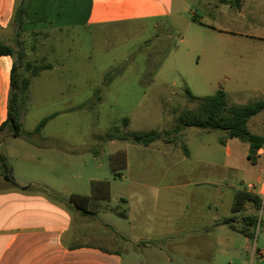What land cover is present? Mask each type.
<instances>
[{
    "label": "rangeland",
    "instance_id": "obj_1",
    "mask_svg": "<svg viewBox=\"0 0 264 264\" xmlns=\"http://www.w3.org/2000/svg\"><path fill=\"white\" fill-rule=\"evenodd\" d=\"M219 1L185 0L183 16L171 18L158 28L141 23L91 34L63 29L40 37H29L24 30L20 40L15 36V26L0 33V40L15 51L19 74L25 73L27 63L53 65L32 79L20 116L23 137L55 145L48 152L23 153L25 149L9 145L13 142L7 141L10 133L6 130L0 134L6 138L1 150L6 153L14 149L17 155H31L36 162L55 161L57 170L69 174L64 179L66 198L73 194L91 196L90 176L108 178L113 197L126 191V184L114 176L121 159L136 165L133 170L143 166L140 170L146 173L165 169L166 176L154 178L158 185L176 183L179 168L184 180H227L256 194V182L264 179V147L253 164L248 160L250 144L228 138L222 130L186 127L177 136L164 134L150 145L131 138L136 133L165 132L178 125L181 114L198 106L197 101L189 100L187 89L200 98L222 90L230 106L264 102V45L239 37L228 41L215 34L207 12ZM215 16L221 17L212 10V18ZM30 22L28 19L26 26ZM54 114L57 116L40 134H32L43 119ZM248 128L264 137V110L249 120ZM63 155L70 158L65 168L60 160ZM141 155L147 160H137ZM120 171L127 174L126 167ZM5 186L14 190L0 179V188ZM191 191L187 188L178 193L181 202L177 205L176 192L163 190L158 216L168 218L170 224L180 214L200 213L208 218L213 210L207 203L222 196L209 193L201 197ZM230 196L227 190L223 198L226 206L218 213L221 218ZM112 205L117 212H128V206L120 201ZM245 206L244 214H253L257 220L254 246L264 248V193L259 207L251 202ZM179 208L180 213L176 210ZM117 219L109 217L110 222ZM249 264H264V259L251 255Z\"/></svg>",
    "mask_w": 264,
    "mask_h": 264
},
{
    "label": "crops",
    "instance_id": "obj_2",
    "mask_svg": "<svg viewBox=\"0 0 264 264\" xmlns=\"http://www.w3.org/2000/svg\"><path fill=\"white\" fill-rule=\"evenodd\" d=\"M16 2L0 0L2 34L13 26ZM184 6L185 0H30L27 17L31 22L25 27V34L40 37L63 29L91 34L141 23L158 28L171 18L183 16ZM212 10H217L221 17L212 18ZM212 10L207 15L215 34L228 41L239 37L264 45V0H220ZM14 62L11 56H0V126L8 118ZM7 141H12L9 145L20 151L25 149L23 153L48 152L55 146L23 136L8 137ZM6 154L16 181L34 190L0 192V264H249L251 255L264 259V248H255L254 240L239 231L254 233L257 225L254 218L247 219L250 215L244 214L246 206L240 212H233L235 195L244 190L242 185L232 186L227 180L218 182L210 177L184 180V172L179 168L176 183L158 185L154 178L166 176L165 169L146 173L140 170L143 166L133 170L136 165L121 159L119 168L126 167L127 174L117 170L114 176L126 184L127 190L113 197L108 178L90 176L93 190L86 204L88 213H82L68 202L72 195L65 197L64 179L69 174L57 170L55 161L36 162L33 156L17 155L14 149ZM67 158L60 157L64 168L69 166L70 158ZM142 158L148 157L141 155L137 160ZM256 187L255 193L261 197L263 178L256 182ZM43 188L51 194L42 191ZM187 188L196 196L211 193L222 198L207 203V208L213 210L208 218L200 213L180 214L172 224L168 218H160L162 191H175L178 205L181 197L177 194ZM227 190L231 196L221 218L218 213L226 206L223 198ZM119 201L128 206V212L116 211L112 202ZM176 210L181 212L180 208ZM164 212L167 213L165 209ZM110 216L118 219L110 222ZM229 218L234 219V228L225 222Z\"/></svg>",
    "mask_w": 264,
    "mask_h": 264
},
{
    "label": "trees",
    "instance_id": "obj_3",
    "mask_svg": "<svg viewBox=\"0 0 264 264\" xmlns=\"http://www.w3.org/2000/svg\"><path fill=\"white\" fill-rule=\"evenodd\" d=\"M30 0H17L15 7V14L13 18V26H15V36L19 40L25 30V26L28 21L27 6ZM21 43V41H19ZM0 56H11L15 59L12 75H11V91L9 96L8 105V118L0 126V134L4 131H9V137H21L23 122L20 116V110L22 105L25 104V100L28 97L31 82L34 77H37L41 72L51 69L50 64L35 65L27 63L25 65V73L19 74V65L16 60L15 51L11 45L0 41ZM22 54L19 52V59L21 60ZM151 66V64H149ZM156 66V65H155ZM157 67V66H156ZM188 98L191 101H197L198 106L196 109L189 110L179 116L178 125L171 130L165 132L150 131L146 133H136L131 136L132 140L144 145H150L154 141L162 138L165 135L177 136L184 128L195 127L203 130H222L228 133V138L238 139L250 144V154L248 160L255 163V156L264 147V137L252 134L249 131V120L256 116L258 113L264 110V102L256 104L254 106H230L227 101V95L224 91L220 90L212 96L205 98L196 97L187 89ZM54 114L48 118L43 119L36 127L32 134H40L47 122L56 117ZM127 122L126 120L124 121ZM31 135V133L29 134ZM6 138L0 137V179L6 182L14 189L26 191L34 190L31 187L21 186L15 179L13 174V166L11 165L6 153L1 150V144ZM224 144V141L221 140ZM185 155L189 156V151L184 147ZM0 188V192L7 191L5 188ZM47 194H51L47 188L41 189ZM51 196V195H50ZM53 198L57 199V196ZM90 197L83 195H72L69 198V203L74 205L82 213H88L86 204L90 201ZM246 202H251L256 207L261 205V197L258 194H253L248 191H241L236 193L233 203V212L237 213L243 210ZM254 218L256 225V216L247 219ZM233 218L227 219L225 222L234 228L232 225ZM239 231L251 240L255 239V232L249 233L244 229Z\"/></svg>",
    "mask_w": 264,
    "mask_h": 264
}]
</instances>
